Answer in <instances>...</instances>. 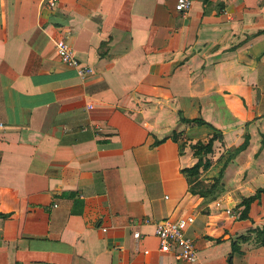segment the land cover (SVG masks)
<instances>
[{"label": "crops", "instance_id": "0c3cea01", "mask_svg": "<svg viewBox=\"0 0 264 264\" xmlns=\"http://www.w3.org/2000/svg\"><path fill=\"white\" fill-rule=\"evenodd\" d=\"M174 3L0 0V264H185L142 223L182 216L199 264H264V197L223 213L264 188V0ZM60 38L90 75L60 63ZM210 133L209 166L182 173Z\"/></svg>", "mask_w": 264, "mask_h": 264}, {"label": "built area", "instance_id": "2783aa9c", "mask_svg": "<svg viewBox=\"0 0 264 264\" xmlns=\"http://www.w3.org/2000/svg\"><path fill=\"white\" fill-rule=\"evenodd\" d=\"M39 1L48 9H52L55 6V0ZM192 2L193 0H175L174 11L185 15L190 10ZM53 49L60 63L73 70L78 78H84L91 74V68L81 64L74 57L72 49L65 39L55 40ZM89 109H91V106L86 105L85 110ZM80 130L82 132L91 130L93 133L98 134L102 129L99 125L91 124L88 127H81ZM223 213L225 217L234 220H237L239 216V210L234 208H225ZM142 223L152 226L153 235L158 242L159 252L171 254L174 260L185 264H199L193 242L186 233L189 226L193 223L192 216H182L176 219H164L154 222L146 219ZM102 231L104 232V229ZM139 237V232H132L133 239L137 240ZM146 253L147 251H144V254Z\"/></svg>", "mask_w": 264, "mask_h": 264}, {"label": "trees", "instance_id": "16d2710c", "mask_svg": "<svg viewBox=\"0 0 264 264\" xmlns=\"http://www.w3.org/2000/svg\"><path fill=\"white\" fill-rule=\"evenodd\" d=\"M176 116L178 117V121L181 124H195L197 126L200 125H207L206 122H204L201 119H185L182 117L181 112L179 110H175ZM220 138V135H211L205 143L198 142L197 144H194L190 146V148L193 150V156L196 158V162L190 167V168H185L182 169V173H185L187 175L193 176L198 173L199 169H206L209 164L207 161L202 160V156L207 155L211 151L212 143L213 141L217 140ZM246 139L244 138V141L234 150V154L239 153L246 147ZM165 140V138H162L160 140L154 141L151 145L150 148H153L154 146L162 143ZM174 138H172V141ZM221 172L219 173V176L216 180H214L213 185L203 191V192H198L197 194L200 197H210L213 199V195L217 192L221 191V184H219V180L221 179ZM264 197V188L262 189H257L254 194L245 197V198H239V203L236 207L240 208L239 210V216L238 220H245L247 219V214H248V209L249 205L254 202L258 201L260 197ZM252 233L255 234V241L262 247H264V227L261 228H255L251 230ZM245 237L239 238L240 241H243Z\"/></svg>", "mask_w": 264, "mask_h": 264}, {"label": "rangeland", "instance_id": "374dc122", "mask_svg": "<svg viewBox=\"0 0 264 264\" xmlns=\"http://www.w3.org/2000/svg\"><path fill=\"white\" fill-rule=\"evenodd\" d=\"M165 123H167V121H165ZM169 123V122H168ZM171 127V126H170ZM169 127V128H170ZM176 129H178V127L176 128ZM182 129V128H181ZM173 133H175L174 131H173ZM217 133H210V135H216ZM217 135H219V134H217ZM216 141H220V138H218ZM224 147H223V145L221 144L220 145V147H219V150L221 149H223ZM223 151H224V149H223ZM205 158V155L204 156H202V160H205L204 159ZM216 172L217 171H213L212 173H207L208 175H202V179H208V176H212V175H215L216 174ZM241 180H243V179H241ZM225 181V178H224V176H222L221 175V179L219 180V184H221V186H222V183ZM222 191V190H221ZM220 191V192H221ZM220 192H217V193H215L214 195H213V199H215L216 197H218L221 193ZM229 195H230V197H231V199H233L234 200V198L236 197V194L234 193V192H229L228 193ZM235 204V203H234Z\"/></svg>", "mask_w": 264, "mask_h": 264}]
</instances>
